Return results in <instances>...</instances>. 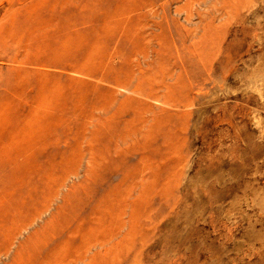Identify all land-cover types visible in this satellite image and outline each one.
Returning <instances> with one entry per match:
<instances>
[{
    "label": "rangeland",
    "instance_id": "374dc122",
    "mask_svg": "<svg viewBox=\"0 0 264 264\" xmlns=\"http://www.w3.org/2000/svg\"><path fill=\"white\" fill-rule=\"evenodd\" d=\"M142 1L156 15L141 22L164 28L172 104L152 103L158 131L149 168L141 172L140 154H127L85 183V159L76 154L86 150L90 116L109 82L103 75L112 79L113 69L100 66L101 81L80 75V60L59 54V40L98 26L115 0H0V264H37L19 253L21 244L48 218L32 219L65 177L61 194L69 192L94 228L70 237L63 261L264 264V0ZM56 20L66 24L61 34L28 42L29 53L18 49L19 35ZM18 51L30 63L20 76L12 71ZM105 143L101 137L94 149ZM96 239L104 244L91 246Z\"/></svg>",
    "mask_w": 264,
    "mask_h": 264
},
{
    "label": "bare ground",
    "instance_id": "6f19581e",
    "mask_svg": "<svg viewBox=\"0 0 264 264\" xmlns=\"http://www.w3.org/2000/svg\"><path fill=\"white\" fill-rule=\"evenodd\" d=\"M150 12L151 15H156L152 5H144L142 0H115L114 8L106 11L98 26L84 28L82 31H65L59 40V54L71 51L70 57L80 60L74 69L80 75L101 81L102 75L99 76L98 68L102 66L113 69L112 79L107 73L103 75V81L109 82L99 105L98 115L90 116L86 150L76 154L80 163L85 159V183L96 179L101 173L105 174L106 170L119 166L127 154H140L141 172L151 165L147 151L151 137L158 131V122L149 115L154 112L153 102H160L162 107L167 108L172 104L168 90L173 74L166 71L162 56V52L167 50V41H163L162 37V23L157 22L159 24L153 26L141 22L145 14L150 15ZM174 12L179 15L180 6L176 7ZM75 22L77 23L76 20ZM65 27L66 24L58 20L50 21L46 25L36 24L27 32L25 38L18 36V49L29 53L28 42H42L46 34L59 35ZM155 27L160 29L159 33H155ZM110 40H116L120 45L110 50L106 49L103 43L100 46L102 41L107 43ZM124 42L129 43L127 51L124 50ZM154 42L160 44L158 49L153 46ZM19 52L13 59L15 66L12 71L20 76L27 73L30 63L26 54ZM101 137L106 138V143L103 148L95 150L94 144ZM66 162L65 157L64 163ZM78 174L77 170L72 172L74 176ZM65 179L59 185L60 194L61 188L65 186ZM73 188L75 185L71 186V189ZM55 193L54 199L48 198L41 211L32 217L38 220L42 214L49 213L43 224L21 244L23 249L19 253L25 254L28 261H37V264H78L82 261L81 257L68 263L62 260L59 253L70 237L73 239L78 233L84 235L92 231L94 225H87L88 221L80 215L78 203L71 204L68 200L69 192L60 195L56 190ZM103 212L98 213L99 216L103 215ZM20 228L30 230L31 224L25 223ZM63 232L65 237L56 242L55 249L43 254V245L58 238ZM103 239L107 240V236ZM97 244L100 247L104 241L96 239L91 246ZM101 250L110 251L107 247Z\"/></svg>",
    "mask_w": 264,
    "mask_h": 264
}]
</instances>
